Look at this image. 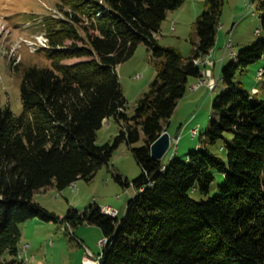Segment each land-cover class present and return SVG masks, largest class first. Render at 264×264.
Wrapping results in <instances>:
<instances>
[{
	"label": "trees",
	"instance_id": "1",
	"mask_svg": "<svg viewBox=\"0 0 264 264\" xmlns=\"http://www.w3.org/2000/svg\"><path fill=\"white\" fill-rule=\"evenodd\" d=\"M186 1L58 0L62 17L43 20L49 47L40 51L51 67L25 71L20 116L0 106V262L9 253L10 264H24L20 225L38 218L72 229L99 227L108 240L100 264H264V100L239 79L264 61V39L222 68L225 90L198 147L185 159L175 153L158 160L151 153L191 78H203L195 60L218 43L226 0H205L188 57L160 45L163 22ZM258 9L264 32V0ZM142 44L156 76L129 116L118 67ZM72 59L82 60L67 62ZM260 70L264 79V66ZM109 119L120 131L99 145L98 131ZM142 137L144 144L135 146ZM124 143L142 173L132 182L137 195L122 219L97 204L61 218L34 199L42 189L62 192L79 180L93 181ZM217 173L224 184L218 185ZM116 180L131 185L122 175Z\"/></svg>",
	"mask_w": 264,
	"mask_h": 264
},
{
	"label": "rangeland",
	"instance_id": "2",
	"mask_svg": "<svg viewBox=\"0 0 264 264\" xmlns=\"http://www.w3.org/2000/svg\"><path fill=\"white\" fill-rule=\"evenodd\" d=\"M259 1L226 0L219 28L220 47L217 45L216 53L213 52L222 58L217 61L212 53L207 66L214 73L199 81L191 78L187 93L179 101L167 126L173 141L164 161H168L175 153L185 159L190 151L198 147L204 133L210 128L215 100L225 90L222 68L234 62L235 54L241 49L264 39ZM187 2L180 11H172L158 34L160 45L175 47L185 57L192 53L193 44L198 42L195 22L205 9V0ZM57 3L58 0H0V106H9L16 116L23 112L21 83L25 71L32 66L51 67L45 54L32 46L35 42L25 44L22 39H33L36 35L46 37L43 20L51 14L62 17L57 14L61 12L57 10ZM230 41L232 47L227 46ZM19 58L21 61L16 63ZM262 66L264 61L251 66L239 79L249 91L264 100V79L259 78ZM118 74L131 116L137 101L149 90L156 76L148 48L144 44L140 45L135 55L118 67ZM119 131L120 125L115 119L105 121L98 131L97 143L103 145L112 142ZM176 136H179L177 141ZM143 144L144 137L135 146ZM220 153L223 155V152ZM141 173L132 147L124 143L114 152L110 165L99 170L93 181L79 180L62 192L52 187L42 189L35 193L34 199L61 218L69 210L84 211L92 204H97L102 208L117 210V217L122 219L127 213L129 201L137 195L132 182ZM117 175L129 179L131 185L122 186L116 180ZM217 182L220 183L218 185L224 184L225 176L217 173ZM20 230L22 237L18 258L24 264H83L89 251L96 255V261L103 251L104 236L96 226L84 224L72 229L67 224L35 218L21 224ZM12 259L14 257L6 253L0 264H10Z\"/></svg>",
	"mask_w": 264,
	"mask_h": 264
},
{
	"label": "water",
	"instance_id": "3",
	"mask_svg": "<svg viewBox=\"0 0 264 264\" xmlns=\"http://www.w3.org/2000/svg\"><path fill=\"white\" fill-rule=\"evenodd\" d=\"M179 136L175 137L177 141ZM172 137L168 131H165L160 138L152 145L151 153L154 159L162 160L170 151L172 145Z\"/></svg>",
	"mask_w": 264,
	"mask_h": 264
},
{
	"label": "bare ground",
	"instance_id": "4",
	"mask_svg": "<svg viewBox=\"0 0 264 264\" xmlns=\"http://www.w3.org/2000/svg\"><path fill=\"white\" fill-rule=\"evenodd\" d=\"M47 42H48V39L47 38H43V40H38L37 42L32 44V46H34L35 48H37L39 46H47ZM209 56L206 57V58H199V59L195 60V63L197 65H199V67L200 66L203 67V71L202 72L205 71V73H207V74H212L214 72L209 70V68H208L209 66H207V64L209 63ZM212 67H213V64H212ZM202 74H203V79H204V73H202ZM262 76H263V70H260L259 71V78H262ZM103 213L106 214V215H109V216L117 217V214L105 213L104 208H103ZM88 262H90L89 264H100V256L98 257L97 261H94V260L91 259Z\"/></svg>",
	"mask_w": 264,
	"mask_h": 264
},
{
	"label": "built area",
	"instance_id": "5",
	"mask_svg": "<svg viewBox=\"0 0 264 264\" xmlns=\"http://www.w3.org/2000/svg\"><path fill=\"white\" fill-rule=\"evenodd\" d=\"M227 46L232 47V41H230L229 43H227ZM209 61H210V59H209ZM203 73H204V77L205 76L206 77H209L211 75V74L205 73V71ZM104 210H105V213L118 214V211L115 210V209H113V208H111V207H106V208H104ZM107 241L108 240L106 238H104L103 245H105L107 243ZM91 259L94 260V261H96V256L91 251H89L88 254L85 257V260H84L83 264H89L90 262H88V261L91 260Z\"/></svg>",
	"mask_w": 264,
	"mask_h": 264
},
{
	"label": "crops",
	"instance_id": "6",
	"mask_svg": "<svg viewBox=\"0 0 264 264\" xmlns=\"http://www.w3.org/2000/svg\"><path fill=\"white\" fill-rule=\"evenodd\" d=\"M187 3H188V2L186 1L185 4H184L181 8H179L178 10L173 11V12L176 13V12L180 11V9H183ZM173 12H169L168 17H169L170 14L173 13ZM168 17H167V18H168ZM158 37H159V36H158ZM158 37H157V38H158ZM158 39H159V38H158ZM219 43H220V40H219ZM219 43L217 44V45H218V48L220 47V46H219V45H220ZM214 50H215V51H214ZM214 50L212 51V53H213V52L216 53V49H214ZM212 53H211V55H212ZM214 53H213V57H215L214 59H216L217 61H219L222 57H220V55H219L218 53H217V54H214ZM216 60H215V61H216ZM217 61H216V62H217ZM198 81H199V80H198Z\"/></svg>",
	"mask_w": 264,
	"mask_h": 264
}]
</instances>
